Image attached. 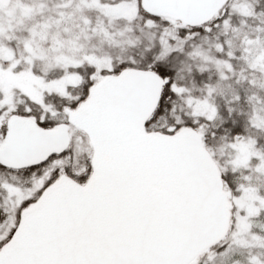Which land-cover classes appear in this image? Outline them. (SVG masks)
Segmentation results:
<instances>
[{
	"label": "snow or ice",
	"instance_id": "6c2138e0",
	"mask_svg": "<svg viewBox=\"0 0 264 264\" xmlns=\"http://www.w3.org/2000/svg\"><path fill=\"white\" fill-rule=\"evenodd\" d=\"M0 264H264V0H0Z\"/></svg>",
	"mask_w": 264,
	"mask_h": 264
}]
</instances>
